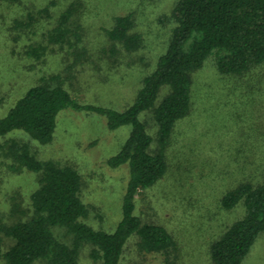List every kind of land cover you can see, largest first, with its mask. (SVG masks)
Segmentation results:
<instances>
[{"label": "trees", "instance_id": "1", "mask_svg": "<svg viewBox=\"0 0 264 264\" xmlns=\"http://www.w3.org/2000/svg\"><path fill=\"white\" fill-rule=\"evenodd\" d=\"M21 1L0 0V5L14 6ZM76 3L71 2L47 33L50 44H68V23ZM160 21L172 26L165 50L124 110L81 104L63 81L68 75L77 78V71L115 66L123 55L141 49L143 39L133 31L131 12L114 16L109 27L100 29L103 41L94 51H77L70 42V64L60 73L40 78L0 116V140L21 133L41 146L53 141L58 115L66 110L97 115L111 132L129 128L120 150L106 160L111 169L127 168L120 217L111 232L95 229L86 221L89 207L82 201V177L73 165L39 161L28 145L12 141L5 146L4 156L12 160L9 167L37 174L39 185L30 195V217L9 226L0 224V264H79L83 248L93 262L121 264L132 241L140 252L165 260L176 250L165 225L143 221L136 214V198L172 173L168 156L175 144V127L192 112V75L209 57L232 87L229 92L238 91L235 87L239 86L243 95L251 97L254 87L264 82V0H175ZM42 50L29 47L26 55L39 58ZM148 113L154 136L141 120ZM232 121L235 124L225 132L237 128L231 135L233 144L219 150L216 144L209 145L198 158L199 181L206 187L209 181L204 178L209 177L222 190L214 198L216 209L225 214L239 210L241 214L204 242L212 264H241L264 233V130L252 123L242 128L239 120ZM61 228L71 237L70 245L55 236L54 230Z\"/></svg>", "mask_w": 264, "mask_h": 264}, {"label": "rangeland", "instance_id": "2", "mask_svg": "<svg viewBox=\"0 0 264 264\" xmlns=\"http://www.w3.org/2000/svg\"><path fill=\"white\" fill-rule=\"evenodd\" d=\"M73 1L22 0L14 6L0 5V116L40 78L60 73L70 64V42L77 46V51H94L103 41L100 29L109 27L114 16L130 12L135 18L133 31L143 39L141 49L123 55L115 66L105 64L100 69L77 71V78L68 75L63 83L81 104L118 111L131 105L142 78L153 70L157 57L165 50L172 26L160 19L175 0H77L68 23V44H50L47 33L56 27L60 15ZM16 21L24 25L17 27ZM29 47L43 49L39 58L26 55ZM231 88L217 73L212 56L193 73L192 112L176 125L175 144L169 151L172 173L136 198V214L143 221L165 225L173 235L176 250L169 252L165 260L140 252L132 241L121 264H212L206 257L204 242L241 214L239 210L225 214L216 209L214 198L221 188L213 185L209 177L204 178L209 181L208 187L202 185L197 177L198 158L209 145L216 144L219 150L220 146L233 144L231 135L237 128L233 126L234 130L225 132L235 124L231 120H239L242 128L252 123L264 130V82L254 87L251 97L243 95L239 86L235 87L236 92H229ZM162 95L164 91L158 101ZM141 120L154 136L151 114L142 115ZM128 134V127L111 132L97 115L66 110L58 115L54 138L48 145L41 146L21 133L1 139L0 224L9 226L27 220L31 215L30 195L39 185L37 174L9 167L12 160L3 152L13 141L28 145L39 161L73 165L82 177V201L89 207L86 221L95 229L111 232L120 217L127 168L111 169L106 160L120 150ZM54 233L60 241L71 244L64 229H55ZM79 264L98 263L90 260L87 248H83ZM241 264H264V233L257 237Z\"/></svg>", "mask_w": 264, "mask_h": 264}]
</instances>
